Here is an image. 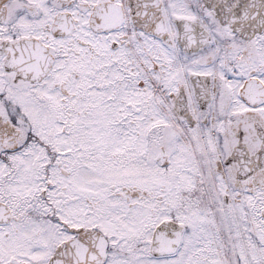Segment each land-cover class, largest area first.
Returning a JSON list of instances; mask_svg holds the SVG:
<instances>
[{"label":"snow or ice","instance_id":"obj_1","mask_svg":"<svg viewBox=\"0 0 264 264\" xmlns=\"http://www.w3.org/2000/svg\"><path fill=\"white\" fill-rule=\"evenodd\" d=\"M0 264H264V0H0Z\"/></svg>","mask_w":264,"mask_h":264}]
</instances>
